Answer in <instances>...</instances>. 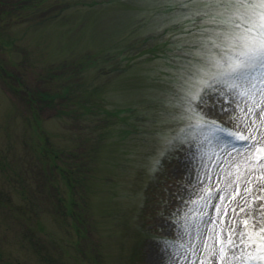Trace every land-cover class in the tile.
Instances as JSON below:
<instances>
[{"label":"rangeland","instance_id":"rangeland-1","mask_svg":"<svg viewBox=\"0 0 264 264\" xmlns=\"http://www.w3.org/2000/svg\"><path fill=\"white\" fill-rule=\"evenodd\" d=\"M222 12L0 0V264H264V103L251 133L222 84L194 105L204 121L182 108Z\"/></svg>","mask_w":264,"mask_h":264},{"label":"snow or ice","instance_id":"snow-or-ice-1","mask_svg":"<svg viewBox=\"0 0 264 264\" xmlns=\"http://www.w3.org/2000/svg\"><path fill=\"white\" fill-rule=\"evenodd\" d=\"M215 2L223 8L222 15L225 16L221 21L225 26L220 34L222 41L216 45L220 48L221 54L219 57L211 58L210 67L200 69L198 77L190 78L191 82L181 97L183 112L189 119H197L198 123L204 121L203 114L198 112L194 105L200 101V94L204 88L222 84L241 102L238 104L241 115L231 118L238 128L247 129L251 133L252 129L248 124L249 114L264 103V0H215ZM261 115L264 116V111ZM208 122L216 124L214 119ZM228 135L240 141L249 139L242 131H229ZM243 223L246 225L248 221ZM249 239L251 240V236ZM228 243L232 244L230 238ZM223 258V255L219 257L221 260Z\"/></svg>","mask_w":264,"mask_h":264},{"label":"trees","instance_id":"trees-1","mask_svg":"<svg viewBox=\"0 0 264 264\" xmlns=\"http://www.w3.org/2000/svg\"><path fill=\"white\" fill-rule=\"evenodd\" d=\"M45 102H47V101H44V105H45ZM43 155H45V152L43 153ZM52 158H53V161L50 164H47V169H49V172H53L55 170L60 171L63 175H65L67 183H69V185H72V181L69 179L70 177H69L68 173L66 171H64V168L59 169V166L56 164V160L59 158V156L56 155L55 157L53 156ZM46 161H48V160L46 159ZM42 162H43V159H42ZM52 169H53V171H52Z\"/></svg>","mask_w":264,"mask_h":264}]
</instances>
